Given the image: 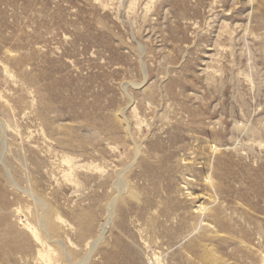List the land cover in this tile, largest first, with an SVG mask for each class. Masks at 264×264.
Wrapping results in <instances>:
<instances>
[{"label":"rangeland","instance_id":"obj_1","mask_svg":"<svg viewBox=\"0 0 264 264\" xmlns=\"http://www.w3.org/2000/svg\"><path fill=\"white\" fill-rule=\"evenodd\" d=\"M201 233L264 254V0H0V264H190Z\"/></svg>","mask_w":264,"mask_h":264},{"label":"bare ground","instance_id":"obj_2","mask_svg":"<svg viewBox=\"0 0 264 264\" xmlns=\"http://www.w3.org/2000/svg\"><path fill=\"white\" fill-rule=\"evenodd\" d=\"M5 131V130H4ZM140 149V148H139ZM140 152V151H139ZM142 152V151H141ZM201 152H202V150H201ZM200 153V152H199ZM198 153V154H199ZM203 153V152H202ZM140 154V153H139ZM211 156H212V154L211 153H209ZM209 154H208V156H209ZM207 157V156H206ZM208 158V157H207ZM210 159V158H209ZM184 160V159H183ZM195 160V159H194ZM193 160V161H194ZM208 160V159H207ZM186 161V160H185ZM190 161V160H189ZM205 161V160H204ZM213 161V160H212ZM187 162V161H186ZM191 162V161H190ZM206 162V161H205ZM209 162H210V160H209ZM208 162V163H209ZM184 163V162H183ZM192 163V162H191ZM207 163V162H206ZM208 163H207V165H208ZM4 164H5V162H4ZM213 164V163H212ZM192 165V164H191ZM193 166V165H192ZM209 167H210V165H208ZM214 166V165H213ZM205 167H207V166H205ZM165 167H163V169H164ZM216 169V168H215ZM166 174V173H165ZM170 177V176H169ZM11 178V177H10ZM190 178V177H189ZM170 180H173V179H171L170 178ZM175 180V179H174ZM182 180V179H181ZM189 180V179H188ZM122 182H124V180L122 181ZM169 182H172V181H169ZM175 182V181H174ZM168 183V182H167ZM182 184H183V182H182ZM184 184H187V183H184ZM210 184V183H209ZM124 186H126V184L124 185ZM170 186V185H169ZM180 186H181V184H180ZM189 186V185H188ZM168 188V187H167ZM190 188V187H189ZM186 189V190H185ZM183 190H185V192L188 190L187 188H186V186L185 187H183ZM172 191V190H171ZM176 191H177V189H176ZM176 191H174V192H176ZM185 192L183 193V194H180V195H182V197L183 198H185V199H187V200H189L190 201V203L192 204V206H194L196 209H194V208H192V209H194V210H192L193 211V213H194V215L195 216H191V217H195L196 219L198 218L199 220H200V222L202 223V222H204V226L206 225L207 226V223H205V221L206 220H208V221H210V222H212V223H215V225H217L220 229V231H221V229H226L227 230V228L229 229V226H227V224H225V222H223V221H220V219H219V216L221 215V212L218 210V211H214L213 209L216 207H213V212L212 211H209V212H207L204 208H203V206H202V203H200L204 198H203V196H201V195H196V194H193V193H191L190 191H187V193L185 194ZM166 193H168V192H166ZM178 194V193H177ZM31 195V197L37 202V203H42L40 200H38L37 199V197H35L34 195H32V194H30ZM174 195V194H173ZM176 195V194H175ZM169 196V195H168ZM179 196V195H178ZM181 197V196H180ZM178 198H176V200H177ZM168 200V199H167ZM165 201V200H164ZM169 201V200H168ZM172 203V202H171ZM205 203V202H204ZM214 203V202H213ZM173 204V203H172ZM169 205V204H168ZM206 205V204H205ZM209 205V204H208ZM211 205V204H210ZM170 206H172V205H170ZM170 206H168V207H170ZM39 208H40V210H42V211H44V217L42 218V219H40L39 220V222H40V226H41V229L43 230V231H45L47 234L49 233V229H50V227H51V223H50V217H49V213L47 212V206L44 204V203H42V205H39L38 206ZM217 207H218V205H217ZM217 207H216V209H217ZM208 208V207H207ZM168 209H170L171 210V208H168ZM168 209H166V210H168ZM173 209V208H172ZM175 209V208H174ZM187 209V208H186ZM209 209V208H208ZM207 209V210H208ZM215 209V210H216ZM221 209H222V207H221ZM189 210H191V209H188V212H189ZM171 212H172V210H171ZM186 212H187V210H186ZM185 212V214L186 215H188L187 213ZM205 212V213H204ZM47 213H48V215H47ZM166 213V212H165ZM164 213V214H165ZM190 213H192V212H190ZM167 214V213H166ZM168 214H169V212H168ZM167 214V215H168ZM172 214V213H171ZM173 215H175L174 213H173ZM190 215V214H189ZM176 216V215H175ZM171 217V216H170ZM183 217V216H182ZM189 217V216H188ZM204 218H206V219H204ZM221 218V217H220ZM223 218V217H222ZM110 219H111V215H110V218H109V220L108 221H110ZM182 219V218H181ZM185 219V218H184ZM186 219H187V217H186ZM188 219H190V217L188 218ZM192 219V218H191ZM195 219V220H196ZM197 219V221H199ZM169 220V219H168ZM183 220V219H182ZM170 221V220H169ZM196 221V222H197ZM183 222V221H182ZM181 222V223H182ZM195 221H191L190 220V222L188 223H185V225H179L180 226V229L179 230H181V231H183L184 229H186L185 227H189L188 229L189 230H191L192 229V231H193V234H195L196 232H197V228H198V222L196 223ZM183 224V223H182ZM210 224V223H209ZM201 225H203V224H201ZM212 225V224H211ZM234 227H236V226H234ZM205 228V227H204ZM210 228V227H209ZM213 228V227H212ZM217 228V227H216ZM238 228V227H237ZM234 229V228H233ZM239 229V228H238ZM243 229V228H242ZM107 230V228L106 229H103L102 231H101V233H100V237L99 238H97V240L96 241H94L93 243H92V245L94 246V247H96L97 246V244L99 243V241L102 239V237H103V235H104V232ZM212 230V229H211ZM214 230V229H213ZM230 230H232V227L230 228ZM196 231V232H195ZM206 231V230H205ZM210 231V230H209ZM215 231H216V229H215ZM235 231V230H234ZM244 231H246V230H244ZM206 232H208V231H206ZM205 232V233H206ZM217 233H218V231H216ZM222 232V231H221ZM237 232H239V230L237 231ZM243 232V231H242ZM248 232V231H247ZM260 232V231H259ZM261 232H263V231H261ZM261 232H260V234H261ZM106 233V232H105ZM210 233V232H209ZM208 233V234H209ZM211 233H213L212 231H211ZM210 233V234H211ZM220 233V232H219ZM214 234V233H213ZM242 235V233H239V235ZM248 234H249V232H248ZM206 235H207V233H206ZM205 234H203V233H201V234H199L198 236H192L191 238H188V240H186L187 241V243L184 245V249L186 250V251H188L192 256H193V261L192 260H190V264H244V258H242V259H244V260H241V262L240 263H236V262H234V263H231V262H228V260H225V258H222L221 256H219V254H218V252L216 251V250H213V249H211L212 248V246H210L209 244L207 245L206 243H205V241H204V243H202L200 240H198L199 238V236L202 238V239H207L208 240V238H207V236H206ZM246 235V234H245ZM211 236V235H210ZM211 237H213V236H211ZM215 237V236H214ZM224 237V239H225V236H223ZM238 237V235L236 236V239H238L237 238ZM248 237H249V235H248ZM250 237H251V235H250ZM233 238V237H232ZM232 238H226L225 240H224V243H229V241H230V239H232ZM241 238V237H240ZM184 239V238H183ZM201 239V240H202ZM217 239H218V236H217ZM235 239V241H233V243H238V241ZM246 239V238H245ZM244 239V240H245ZM221 239H219V241H220ZM249 240V239H248ZM218 241V240H217ZM247 241V240H246ZM245 241V242H246ZM249 241H252V240H249ZM223 242V241H222ZM184 243V242H183ZM211 243V242H210ZM248 243H250V242H248ZM247 243V244H248ZM221 244V243H220ZM231 244V243H230ZM230 244H228L229 246H230ZM240 244V243H239ZM238 244V245H239ZM243 243H241V245H242ZM259 245H260V243H258ZM91 245V246H92ZM213 245V244H212ZM240 245V246H241ZM243 245H245V244H243ZM249 245H251V243L249 244ZM263 245V244H262ZM42 246H44V244H42ZM181 246H183V245H181ZM224 246H226V245H224ZM219 247V246H218ZM246 247V246H245ZM224 248V247H223ZM222 248V249H223ZM226 248H227V246H226ZM247 248V247H246ZM217 249V248H216ZM220 249V248H219ZM221 249V250H222ZM248 249V248H247ZM91 250H94V249H91ZM218 250V249H217ZM253 250V249H252ZM252 250H251V248L249 249V253L247 252L246 253V255L247 256H249V255H255V253H253L255 250H253V252H252ZM63 251V250H62ZM225 251V250H224ZM93 252V251H92ZM241 252H243L244 253V250L242 251L241 250ZM263 252V251H262ZM40 253V252H39ZM69 253V252H68ZM239 253V252H238ZM92 254V253H91ZM233 254V253H232ZM231 254V255H232ZM234 254H236V253H234ZM257 254V253H256ZM237 255H239V254H237ZM240 255H242V254H240ZM230 256V255H229ZM66 257L68 258L69 257V259H70V255H68L67 256V251L64 249V253H63V256H62V258H64V259H66ZM232 257V256H231ZM239 257V256H238ZM250 257V256H249ZM254 257V256H253ZM89 258V257H88ZM88 258H86V259H83V260H87ZM252 258V257H251ZM241 259V258H240ZM247 259V258H246ZM253 259V258H252ZM251 259V260H252ZM43 261H44V264H55L56 263V261L54 260V258L53 257H51V256H43V259H42ZM233 260V259H232ZM235 260V259H234ZM233 260V261H234ZM239 260V259H238ZM182 262H183V260H181ZM235 261H237V258H236V260ZM240 261V260H239ZM238 261V262H239ZM246 261V260H245ZM256 261V260H255ZM182 262H180V263H182ZM184 262H185V259H184ZM248 262V261H247ZM77 264H79V263H77ZM86 264V263H85ZM245 264H247L246 262H245ZM252 264H264V254H259L258 255V262L256 261V263H252Z\"/></svg>","mask_w":264,"mask_h":264}]
</instances>
